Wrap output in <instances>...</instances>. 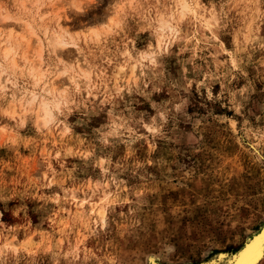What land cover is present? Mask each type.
<instances>
[{
	"label": "rangeland",
	"instance_id": "rangeland-1",
	"mask_svg": "<svg viewBox=\"0 0 264 264\" xmlns=\"http://www.w3.org/2000/svg\"><path fill=\"white\" fill-rule=\"evenodd\" d=\"M181 1L0 0V264H229L262 230L264 0Z\"/></svg>",
	"mask_w": 264,
	"mask_h": 264
},
{
	"label": "bare ground",
	"instance_id": "bare-ground-1",
	"mask_svg": "<svg viewBox=\"0 0 264 264\" xmlns=\"http://www.w3.org/2000/svg\"><path fill=\"white\" fill-rule=\"evenodd\" d=\"M180 4H178L179 6L177 7L178 9L176 10L177 11V14L179 17L181 18H185V16H187L191 11V8H190V4L188 2H186L185 0L179 2ZM258 3V2H257ZM116 4V3H115ZM117 5V4H116ZM197 7V6H195ZM199 8V7H198ZM123 9V8H122ZM193 10V9H192ZM39 12V11H38ZM115 14V13H114ZM40 15V14H39ZM214 15V14H212ZM212 17V16H211ZM210 17V18H211ZM14 19V18H13ZM17 19V18H16ZM18 20V19H17ZM112 20V19H110ZM208 20V19H207ZM63 25L60 24V26L58 27H61ZM161 27L163 28H167L168 30H172L173 27H172V24H170V22L168 21H162L161 22ZM100 34V33H99ZM163 39V38H162ZM29 40V39H28ZM41 40V39H40ZM27 41V40H26ZM42 42V41H41ZM54 44L56 46V48H63L65 46L68 45V43L65 42V39H64V36H59V35H56L54 36ZM17 43V42H16ZM14 47V46H13ZM11 52H12V49L8 48V49H5L4 51V57L3 58H7L11 55ZM42 54V53H41ZM1 58V57H0ZM12 58V57H11ZM10 58V59H11ZM5 60V59H4ZM12 64L13 66L16 65V62L15 60L13 59L12 60ZM41 64V63H40ZM1 67V65H0ZM40 68V67H39ZM80 68V67H79ZM33 74V72H32ZM32 76V75H31ZM34 77V76H33ZM35 79V83L36 85L35 86H38L39 83H41L42 78L38 77L34 78ZM70 80L72 82H74L76 85L78 84L77 83V80L75 79L74 76H71L70 77ZM57 81V80H56ZM62 81V80H61ZM11 84V83H10ZM53 89H49V88H46L45 91L48 92L50 94V92L52 93V95H55V97H58V95L60 96L61 94L58 92L59 91V87L55 84H53ZM78 86V85H77ZM63 87V86H62ZM61 87V88H62ZM67 89V88H66ZM44 91V92H45ZM38 93V92H37ZM34 94V93H33ZM64 94V93H62ZM41 96V95H40ZM43 97V96H42ZM40 101L39 103V111L41 112L43 118L46 120V121H50L53 119V113H52V107H51V104L45 99V98H42L40 100L38 94H34L33 95V99L30 100V105L33 107L35 105V103L37 101ZM56 106L58 107L59 106V103L56 104ZM38 108V107H37ZM55 108V107H54ZM77 198V197H75ZM75 200V199H74ZM83 208V207H82ZM82 211V210H81ZM101 211V209H100ZM83 214V213H82ZM101 214V217L104 216L102 212H100ZM103 218V217H102ZM260 231V230H259ZM258 233H255L245 244L244 246L239 249V251H237L235 254H233L234 258L232 259V261H230L229 264H262V262H264V225H263V228L262 230ZM32 244V241H27L24 243L25 246H30ZM9 245V244H8ZM21 247V246H20ZM30 248V247H29ZM24 249V248H23ZM149 264H163L161 262H158L156 259L154 258H150L149 259Z\"/></svg>",
	"mask_w": 264,
	"mask_h": 264
}]
</instances>
